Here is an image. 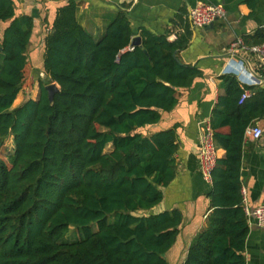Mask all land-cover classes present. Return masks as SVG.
<instances>
[{"label":"trees","instance_id":"16d2710c","mask_svg":"<svg viewBox=\"0 0 264 264\" xmlns=\"http://www.w3.org/2000/svg\"><path fill=\"white\" fill-rule=\"evenodd\" d=\"M246 2L255 9V0ZM76 13L74 0L58 9L45 39L48 83L13 107L29 72L34 19L0 0V24L9 22L0 37V152L7 138L14 144L0 157V264H168L184 214L154 209L178 172L179 126L141 129L174 109L178 89L202 75L180 59L190 33L170 41L143 28L141 44L127 49L134 38L127 12L99 39ZM243 39L263 43L264 26ZM223 79L226 95L211 125L226 155L213 171L207 225L183 264H247L241 167L251 116L238 106L237 79ZM51 82L60 87L53 102ZM71 226L80 236L69 241Z\"/></svg>","mask_w":264,"mask_h":264},{"label":"crops","instance_id":"0c3cea01","mask_svg":"<svg viewBox=\"0 0 264 264\" xmlns=\"http://www.w3.org/2000/svg\"><path fill=\"white\" fill-rule=\"evenodd\" d=\"M14 1L17 15L27 14L34 19L28 50L31 77L34 78L39 72L40 78H46L43 66L45 39L58 9L70 0ZM74 1L77 3L79 23L96 39L104 34L107 26L121 11L128 13L134 37L141 36L143 28L155 34L168 33L170 41L181 34L190 33L189 45L179 51L180 59L185 64L197 66L202 75L190 87L178 89V103L174 109L164 111L157 124L141 129L144 133L151 134L179 126V150L176 155L178 172L176 178L162 188L164 198L154 211L180 209L183 212L181 231L175 244L165 255L168 264H183L191 241L207 225L210 209L208 193L212 189V183L206 182L200 171L199 127L202 121L211 122L215 108L226 95L223 76H234L242 89L241 95L238 94L236 98L238 106H244L243 113L251 116L247 128L258 125L264 130V69L259 67L255 57L244 51L236 55L228 52L230 44L237 38L252 35L259 27L264 26V0H255L254 10L246 0ZM201 1L222 5L226 9V17L204 28L193 26L189 12ZM8 23L0 24V37ZM245 89L250 90L251 96L241 103ZM14 105L13 107L18 106ZM221 130L227 132L229 127ZM246 130L241 181L249 233L244 254L247 264H264V228L251 214L257 206L264 204V133L261 138L254 139L248 136ZM225 155L226 150L218 146V159Z\"/></svg>","mask_w":264,"mask_h":264},{"label":"built area","instance_id":"2783aa9c","mask_svg":"<svg viewBox=\"0 0 264 264\" xmlns=\"http://www.w3.org/2000/svg\"><path fill=\"white\" fill-rule=\"evenodd\" d=\"M189 16L191 23L195 27H207L219 19L226 17V9L219 4L208 1L198 2L190 9ZM127 49H132L130 44ZM244 51L256 58L260 68L264 69V42L260 44H246L243 38H237L228 48L231 55H236ZM251 96L249 89H245L240 102L243 103ZM248 136L259 139L264 130L260 126H249L246 130ZM199 166L204 180L208 183L213 181V171L218 162V145L216 143L214 129L210 121L200 122L199 127ZM258 221V224L264 228V204L257 206L251 213Z\"/></svg>","mask_w":264,"mask_h":264},{"label":"rangeland","instance_id":"374dc122","mask_svg":"<svg viewBox=\"0 0 264 264\" xmlns=\"http://www.w3.org/2000/svg\"><path fill=\"white\" fill-rule=\"evenodd\" d=\"M2 59L0 58V64ZM32 73L29 71L26 75V79L23 84L22 91L19 93L18 97L19 100L17 103H15L14 106L19 105L20 103H23L24 101L30 99V98H37L39 95V89H40V83H48V80L44 77H39V72L36 73L35 77H31ZM13 138L9 137L6 141V147L0 152V157H5L7 149L13 150ZM107 148L106 150H108ZM80 236V233H78L77 229L73 226L70 227L69 232L66 235L67 240H76Z\"/></svg>","mask_w":264,"mask_h":264},{"label":"water","instance_id":"95a60500","mask_svg":"<svg viewBox=\"0 0 264 264\" xmlns=\"http://www.w3.org/2000/svg\"><path fill=\"white\" fill-rule=\"evenodd\" d=\"M141 41H142V39L140 36L134 37L132 40V46L140 45ZM1 50H2V48L0 47V51ZM46 89L48 91L50 101L53 102L55 94L60 91L59 85L56 82H51V83L46 85Z\"/></svg>","mask_w":264,"mask_h":264}]
</instances>
